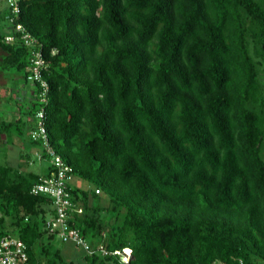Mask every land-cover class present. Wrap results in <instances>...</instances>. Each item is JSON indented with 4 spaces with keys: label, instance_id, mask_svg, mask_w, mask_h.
I'll return each instance as SVG.
<instances>
[{
    "label": "trees",
    "instance_id": "1",
    "mask_svg": "<svg viewBox=\"0 0 264 264\" xmlns=\"http://www.w3.org/2000/svg\"><path fill=\"white\" fill-rule=\"evenodd\" d=\"M18 3L13 24L0 10L9 97L37 49L49 90L41 103L30 82L0 136L29 133L43 110L49 144L89 184L71 186L81 212L69 223L93 248L130 250L128 263L85 253L87 264H264V0ZM49 169L0 163V238L25 243L26 264H73L43 244L54 210L31 188Z\"/></svg>",
    "mask_w": 264,
    "mask_h": 264
},
{
    "label": "built area",
    "instance_id": "2",
    "mask_svg": "<svg viewBox=\"0 0 264 264\" xmlns=\"http://www.w3.org/2000/svg\"><path fill=\"white\" fill-rule=\"evenodd\" d=\"M2 1L11 13L9 22L13 24L14 17H17L20 12L19 0ZM14 32L19 34L26 47L35 48L36 41L32 39L31 35L21 24L15 25ZM14 40L15 37L12 34L4 37L6 43H12ZM46 69L47 63L40 50H32L27 68V81L38 85V99L41 103L47 102L49 90L47 81L44 79V71ZM43 119V110H39L35 114V127L29 131L28 135L32 140L41 141L43 153L46 156L44 159L50 163L48 174L40 177L31 188L33 195H46L51 199L54 216L46 222L47 234L55 235L64 243H71L76 248L82 249L86 254L100 253L103 256L113 254L117 255L121 262L128 263L131 255L129 249L116 250L110 253L103 244L93 248L80 235L79 230L69 223L72 213L81 212V209L76 207L71 197L70 188L75 179L74 171L49 144L47 129ZM38 158L42 159V155H39ZM95 192L99 193L98 190ZM27 260L28 254L24 242L17 237L9 235L0 238V264H26Z\"/></svg>",
    "mask_w": 264,
    "mask_h": 264
},
{
    "label": "rangeland",
    "instance_id": "3",
    "mask_svg": "<svg viewBox=\"0 0 264 264\" xmlns=\"http://www.w3.org/2000/svg\"><path fill=\"white\" fill-rule=\"evenodd\" d=\"M5 7V3L0 0V10H2ZM6 23L5 20L0 19V26L1 29H4V32H6V28H4V24ZM1 55V52H0ZM1 72V71H0ZM2 73V72H1ZM0 73V120L3 118L5 120H9L11 117L6 113L8 111L12 112L13 109H15L16 103L20 106L21 110H25L27 108L28 102L25 98V94L23 93L26 87H30L31 83H20L19 88L21 89L20 92L14 93L13 97H8L7 93H9L14 86V78L15 75L11 73H2L4 74V77L6 78L5 84L2 80V74ZM16 73V72H15ZM17 74V73H16ZM20 74V72H19ZM17 88V87H16ZM18 89V88H17ZM7 91V92H6ZM9 113V112H8ZM16 115H18L16 113ZM24 133L21 135L11 133L7 136H0V143L1 149H0V163H9L10 165H22V169L24 170H31L37 174H43L46 171V168L49 166L48 160L42 158H38L34 153L33 150H38L39 146H31L27 141L28 139V131L25 128H23ZM11 138V140H10ZM7 139V140H6ZM5 140L7 142H5ZM4 142V143H3ZM7 143V144H6ZM24 150H23V148ZM25 150L31 154L32 161L27 160L24 158H21L22 154H25ZM88 183L84 180L80 179H74L72 186L78 187V188H86L88 187ZM44 245H50V251L54 252L55 250H59L61 252L62 258L66 262H72L73 264H87L86 260H84V251L80 248H76L71 245V243H64L62 242L58 237H54L51 241L44 238L43 240Z\"/></svg>",
    "mask_w": 264,
    "mask_h": 264
},
{
    "label": "crops",
    "instance_id": "4",
    "mask_svg": "<svg viewBox=\"0 0 264 264\" xmlns=\"http://www.w3.org/2000/svg\"><path fill=\"white\" fill-rule=\"evenodd\" d=\"M2 80L4 81V83H1V84H5V82H6V78L4 77V75H2ZM18 89H17V88ZM27 89H25V91L23 92L24 94H25V98H28L29 99V97H30V95H31V93H32V86H28V87H26ZM20 88H19V86H15V88H14V92L16 91V93L17 92H20ZM0 95H3V94H0ZM7 95H8V97H9V93H7ZM1 101V100H0ZM8 115H9V117H12V115H13V117H15V118H18L19 116H20V114L17 112V110H14V113H11V112H6ZM16 113L18 114V115H16ZM2 136H5V135H2ZM7 140V139H6ZM5 140V142H7ZM10 140H11V138H10ZM4 143V142H3ZM7 144V143H6ZM23 148V147H22ZM23 150H24V148H23ZM25 152H26V150H25ZM39 151L38 150H33V153L37 156V153H38ZM48 168H49V166L46 168V171L44 172V173H46L47 172V170H48ZM43 173V174H44ZM87 188V187H86ZM72 245V244H71ZM72 246H74V245H72ZM75 247V246H74Z\"/></svg>",
    "mask_w": 264,
    "mask_h": 264
}]
</instances>
